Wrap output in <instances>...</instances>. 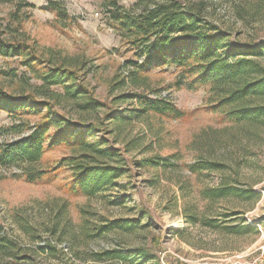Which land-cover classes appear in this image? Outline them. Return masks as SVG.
Masks as SVG:
<instances>
[{
  "label": "rangeland",
  "instance_id": "obj_1",
  "mask_svg": "<svg viewBox=\"0 0 264 264\" xmlns=\"http://www.w3.org/2000/svg\"><path fill=\"white\" fill-rule=\"evenodd\" d=\"M48 1L25 0L34 6L22 9L25 22L12 35L26 38L46 67L74 70L78 78L67 83L72 89L51 86L48 91L23 58L1 56L0 87L50 103L52 118L91 128L89 141L100 142V147L116 154L103 156L98 163L124 172L103 190L88 195L71 190L74 174L69 167L38 183L17 176L21 168L0 167V233L6 232L19 245L10 250L18 259L0 248V264H140L143 257L136 254L140 249L155 257L144 264H157L156 260L216 264L264 241V120L256 126L225 120L220 112L223 106L209 88L191 84L175 66L130 77L129 62L143 59L122 38L124 31L112 15L118 7L140 12L154 0H56L68 13L65 19L45 9ZM181 1L200 11L205 22L234 33L242 44L264 40V0ZM13 11V3L0 2V16L6 23ZM144 94L169 98L185 116H139L137 95ZM91 97L106 106L89 107ZM47 111L15 118L0 110V127L8 131L1 141L28 135ZM111 113L121 118L113 119ZM85 152L94 162L95 154L80 146L58 145L46 151L38 168H56L62 157ZM145 159L151 164L141 165ZM214 159L232 165L223 171H191L192 163ZM234 182L240 190L250 184L258 200L253 203L239 193L209 201L208 189ZM194 213L201 219L208 216L211 224H190L189 214ZM121 218L140 222L130 229L103 230ZM211 218L259 224L263 233H227L213 226ZM48 243L57 250L43 252ZM112 248L129 252L128 258L92 260L93 253Z\"/></svg>",
  "mask_w": 264,
  "mask_h": 264
},
{
  "label": "trees",
  "instance_id": "obj_2",
  "mask_svg": "<svg viewBox=\"0 0 264 264\" xmlns=\"http://www.w3.org/2000/svg\"><path fill=\"white\" fill-rule=\"evenodd\" d=\"M0 2H10L14 6V11L8 17L9 23L0 16V56L23 58L22 62L25 66L34 72L41 80V86L48 88V91L51 86L72 89V84L67 83L78 78L74 70L64 66L46 67L44 59L32 50V45L26 38L12 35L14 32H19L25 22L22 9L34 5L25 3V0H0ZM186 7L187 5L184 6L181 0H154L140 12L123 10L122 7H118L113 12V21L124 31L122 38L137 50V57L143 59L141 63L129 62L131 67L128 66L127 70L130 77L133 79L141 77L158 67L175 66L184 77L189 78L191 84L209 88L217 104L223 106L220 112L225 120L249 126L261 124L260 122L264 120V40L256 39L252 44H242L234 33L205 22L200 11ZM45 9L56 12L60 19L68 18L66 9L56 0H49ZM137 96L140 104L139 116L154 114L173 119L185 116V112L165 96L146 94ZM87 105L106 106L93 97L87 101ZM50 106L48 102L36 100L32 94L14 95L0 87V110L8 112L15 118H24L44 108L48 110V113L35 123L28 135L13 141L0 139V167L21 168L22 172L17 176L29 183L42 182L48 177L51 179L56 176L57 170L69 167L74 174L71 190L88 195L98 193L122 176L124 171L119 170V167L98 163L103 156H116L114 149H103L99 146L100 142L91 143L88 139L91 128L84 129L80 125H72L66 118H52ZM109 115L116 120L121 118L114 113ZM51 129H55V132L51 133ZM5 134H8L7 129L0 127V138ZM58 145L80 146L85 151L95 154V161H90L89 154L85 152L77 156L72 154L62 157L56 168H38L46 151ZM148 164H151V161L142 160L141 165ZM230 165L232 164H228L225 160L214 159L196 161L190 165V168L192 172H199L205 168L223 171ZM239 193L248 196L253 203L259 197L258 192L250 184L240 190L237 182L221 183L206 191L209 201H217ZM208 219V216L201 219L198 214H189V222L192 225H197L199 221L211 224ZM212 220L213 226L218 229L223 228L227 233H253L256 236L260 234L258 227L253 224H232V221L220 218ZM138 222L139 219H116L103 227V230L130 229L136 227ZM154 242H157L156 238ZM18 246L6 232L0 233V248L4 252L16 257L17 255L12 252L15 248L18 249ZM28 250L36 252L34 249ZM41 250L43 252L49 250L53 253L57 250V246L48 243L47 247ZM128 254L129 252H124L122 248H112L95 252L91 258L95 261L127 259ZM136 254H141L143 257L140 264L155 259L154 255L146 253L145 249H140V253L136 252ZM156 262L161 264L159 260Z\"/></svg>",
  "mask_w": 264,
  "mask_h": 264
},
{
  "label": "built area",
  "instance_id": "obj_3",
  "mask_svg": "<svg viewBox=\"0 0 264 264\" xmlns=\"http://www.w3.org/2000/svg\"><path fill=\"white\" fill-rule=\"evenodd\" d=\"M259 230L263 233L261 226ZM216 264H264V241H258L243 252L221 259Z\"/></svg>",
  "mask_w": 264,
  "mask_h": 264
}]
</instances>
